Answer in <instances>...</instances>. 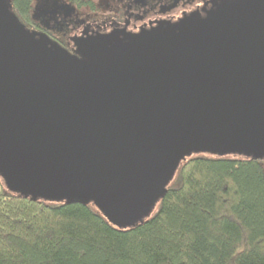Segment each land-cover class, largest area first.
<instances>
[{
	"label": "water",
	"instance_id": "water-1",
	"mask_svg": "<svg viewBox=\"0 0 264 264\" xmlns=\"http://www.w3.org/2000/svg\"><path fill=\"white\" fill-rule=\"evenodd\" d=\"M26 29L0 0V174L34 201L142 223L192 154L264 159V0L78 44Z\"/></svg>",
	"mask_w": 264,
	"mask_h": 264
},
{
	"label": "trees",
	"instance_id": "trees-1",
	"mask_svg": "<svg viewBox=\"0 0 264 264\" xmlns=\"http://www.w3.org/2000/svg\"><path fill=\"white\" fill-rule=\"evenodd\" d=\"M36 1L10 0L22 24ZM156 206L118 229L93 203L34 201L0 174V264H264V159L194 153Z\"/></svg>",
	"mask_w": 264,
	"mask_h": 264
},
{
	"label": "flooded vegetation",
	"instance_id": "flooded-vegetation-1",
	"mask_svg": "<svg viewBox=\"0 0 264 264\" xmlns=\"http://www.w3.org/2000/svg\"><path fill=\"white\" fill-rule=\"evenodd\" d=\"M224 0H43L24 26L51 46L81 57L78 44L95 37L127 42L134 35L177 25L193 14L205 18Z\"/></svg>",
	"mask_w": 264,
	"mask_h": 264
},
{
	"label": "rangeland",
	"instance_id": "rangeland-1",
	"mask_svg": "<svg viewBox=\"0 0 264 264\" xmlns=\"http://www.w3.org/2000/svg\"><path fill=\"white\" fill-rule=\"evenodd\" d=\"M42 1H43V0H37L35 3L40 4ZM42 201H44V202H46V203H48V204H55V203H57V202H55V201H47V200H42ZM157 207H158V206H156V207L152 210L150 216H151V215L157 210ZM150 216H148V217H150Z\"/></svg>",
	"mask_w": 264,
	"mask_h": 264
}]
</instances>
